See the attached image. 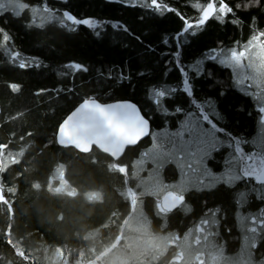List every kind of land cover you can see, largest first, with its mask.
Wrapping results in <instances>:
<instances>
[{"label": "trees", "instance_id": "obj_1", "mask_svg": "<svg viewBox=\"0 0 264 264\" xmlns=\"http://www.w3.org/2000/svg\"><path fill=\"white\" fill-rule=\"evenodd\" d=\"M18 2L35 10L14 12L0 0V27L10 36L5 42L0 33V264H208L205 251L235 256L253 240V259L262 264L264 229L252 232L251 218L264 217V182L242 174L241 154L264 156L257 92L264 88L241 82L236 68L211 50L243 45L253 26L264 30V0H228L234 15L210 18L186 33L176 12L159 14L143 7L144 0L137 6L125 0ZM163 2L192 18L195 3L206 0ZM45 4L57 11L48 13ZM64 10L100 23L73 26L63 22ZM10 51L22 55L14 62ZM32 58L38 66H19L24 59L32 65ZM68 61L87 70L67 68ZM13 82L19 90L10 88ZM89 97L137 103L151 121L150 136L119 161L96 148L61 147L58 125ZM193 126L201 132L195 145L185 136ZM193 151L199 167L187 155ZM155 154L164 159L153 161ZM138 159L143 169L133 164ZM169 190L185 197L172 211L159 206ZM134 207L141 219L136 230L129 228ZM202 220L215 221L211 236L201 232L204 245L213 246L204 247L198 261L174 240H185ZM147 241L151 250L144 249ZM134 251L139 255L123 256Z\"/></svg>", "mask_w": 264, "mask_h": 264}, {"label": "snow or ice", "instance_id": "obj_2", "mask_svg": "<svg viewBox=\"0 0 264 264\" xmlns=\"http://www.w3.org/2000/svg\"><path fill=\"white\" fill-rule=\"evenodd\" d=\"M125 2L132 6H137L139 0H125ZM252 3L259 4L260 0H251ZM8 6L13 9L15 12L16 8L34 11L35 6L28 2H18V0H8ZM4 5L0 4V8ZM143 7L154 10L159 14H164L166 12H176L177 16L182 21V26L180 28V33L191 32L195 29L200 28L205 24L210 18H224L230 14L234 15V8L230 5L228 0H206L205 3L197 2L194 5L196 10V16L189 18L187 15L178 12L177 9L173 8L170 4L164 3L163 0H144ZM45 9L48 13L54 14L57 10L49 7L45 4ZM19 15V13H15ZM61 15L64 18L63 22H69L71 25L87 24L91 27H96L99 25L100 21L94 20L91 17L88 18H78L67 10H64ZM54 15H50L49 19H52ZM255 20V17L252 18ZM35 24V17L31 16L29 20V25ZM43 21H40L38 26H42ZM116 27H124L121 24H117ZM0 33L3 34V39L7 42L10 39L7 31L0 27ZM179 36L176 37L173 44L174 49L173 55H177L179 51ZM212 56L215 57H224L226 60L230 61L231 64L240 69L242 72L245 69H251L250 75H241V82H246L249 87L254 83L264 82V30L256 29L253 26V30L249 38L243 43L240 44L239 41H234L230 47H225L221 44L218 48L211 50ZM9 55L14 58V62L22 55L19 51H10ZM35 62L32 65H29L27 59L19 60L20 67H36L39 65V60L37 58H32ZM67 68H72L77 71H86L87 66L82 65L78 61H68L66 64ZM123 70L121 69V75ZM10 88L13 90H19L20 85L18 83H11ZM43 91L42 89H37V93ZM264 112V109L261 110ZM261 120H264V115L261 116ZM65 121H69L74 125H89L93 129L101 130L108 138L112 139L117 143L121 149L120 155L122 156L125 148L136 142L147 130L148 123L147 121L139 115L135 107L130 103L118 102L114 104H103L100 103L94 97H89L83 99L82 102L76 106L61 122L64 124ZM57 132H59V125L57 127ZM179 135V134H177ZM201 135L200 129L198 126H193L186 130L185 136L189 138L193 145L197 143ZM189 158L193 160L195 165L199 167L202 164V161L199 160V157L193 151L187 154ZM181 159L186 158L185 152H180ZM241 159H246L245 172L250 175L256 176L260 181H264V156L255 157L248 156L245 157L241 155ZM135 164L139 168H144L145 161L143 159L136 160ZM127 169L129 165H124ZM188 168L189 172H192L193 169L189 165H185ZM156 177L153 173H149V179ZM158 178V177H156ZM159 179V178H158ZM181 202L183 200V193L178 191ZM251 231L256 232L258 229H264V217L257 219L253 216ZM215 221L202 220L197 225L201 231L207 233V237L212 235L209 225L214 224ZM257 246V242L253 240L251 242L250 249L241 248L240 252L235 253V256L232 254L225 255L224 249H217L213 254L214 261L216 260L217 255L222 257L226 264H256L254 257V249ZM247 256L248 259L244 260L243 257ZM200 264H204L203 261ZM264 264V262H262Z\"/></svg>", "mask_w": 264, "mask_h": 264}, {"label": "water", "instance_id": "obj_3", "mask_svg": "<svg viewBox=\"0 0 264 264\" xmlns=\"http://www.w3.org/2000/svg\"><path fill=\"white\" fill-rule=\"evenodd\" d=\"M99 102L103 104H114L118 102L132 104L139 113V115L147 121L148 128L146 132L136 142L129 144L125 148V151L122 156L120 155L121 149L117 143H115L112 139L108 138L101 130L93 129L89 125H74L69 121H65L64 124L59 125V132H57L56 134L57 143L61 147L74 148L80 153H89L92 151L93 148H96L102 153L111 157L114 161H119L124 156L128 148L137 146L141 141L150 136L152 130L151 121L144 115L139 105L131 100ZM257 181L264 182L260 181L258 178ZM184 200V195L183 200L179 202L180 197L178 193L175 191H169L162 196L161 205L166 210H174L179 207L184 202Z\"/></svg>", "mask_w": 264, "mask_h": 264}, {"label": "rangeland", "instance_id": "obj_4", "mask_svg": "<svg viewBox=\"0 0 264 264\" xmlns=\"http://www.w3.org/2000/svg\"><path fill=\"white\" fill-rule=\"evenodd\" d=\"M223 61H225L226 64H228L230 67H232L234 69L236 68V67H234L231 64L230 61L226 60L224 57H223ZM236 71L240 75L247 76V75H249V73L251 74V69H245L242 72L240 69L236 68ZM260 83L263 84L264 82H260ZM260 83H258V85L261 86L262 88H264V85H261ZM257 92H258V99H259L261 105L264 108V90L263 91H259L258 90ZM259 133L261 134V136L264 137V120L262 121L261 126L259 128ZM173 153L175 154L176 152H173ZM174 154L172 155V157L174 156ZM244 156L248 157L246 155H244ZM249 156L260 157V155H256V154L249 155ZM152 158H153V161H158L159 162V161H162L164 159V156H162L160 154H155V155H153ZM241 161H242V165H241L242 174L246 176V175H248L245 172L246 159L245 160L241 159ZM62 181H63V179H61V178H59V180H57L56 185H57L58 189H62V186H63ZM134 211H135V207H134L133 213H134ZM133 213L131 215L132 217H131V220H130L131 222L129 223V228H132L133 230H136L137 227L135 228L134 225H135V223L137 221L139 222L141 219H140V216L138 214H135V213L133 214ZM191 232L192 233H190L185 240L175 239L174 241L179 243V246L181 247V250L183 251V253L186 256H188V257L194 256L199 261L200 260L199 259L200 255L202 256L201 250H203L204 247H212L213 244L211 245V244H209V242H206V245H204V243L202 242V238L205 237V236L202 235V233H201L202 231L199 229L198 226L195 229H193ZM178 238H181V237H178ZM174 241H171V243H174ZM151 244L152 243L150 241H147L146 247L144 249L149 248L148 250H151V248H152ZM136 252H137V254H136ZM205 253L209 256L208 257V264H226L224 259L222 257H220L219 255H217L216 260L214 261V256H213L214 252H212L211 256H210L209 250L205 251ZM124 255H127L128 257H133L135 255H139V253H138V251H134V252H132L130 254H128L127 252H123V256ZM198 255H199V257H197ZM123 256H122L121 261H124V259H126ZM205 264H207V263H205Z\"/></svg>", "mask_w": 264, "mask_h": 264}, {"label": "flooded vegetation", "instance_id": "obj_5", "mask_svg": "<svg viewBox=\"0 0 264 264\" xmlns=\"http://www.w3.org/2000/svg\"><path fill=\"white\" fill-rule=\"evenodd\" d=\"M246 177H248V178H253L254 180L257 181V177L254 176V175H250V174H248V175H246ZM169 191H170V190H169ZM159 206H161V198L159 199ZM161 208H162L163 210H166V209H164L162 206H161ZM177 208H178V207H177ZM166 211H172V210H166Z\"/></svg>", "mask_w": 264, "mask_h": 264}]
</instances>
